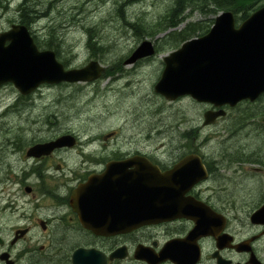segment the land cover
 <instances>
[{"label": "flooded vegetation", "instance_id": "flooded-vegetation-1", "mask_svg": "<svg viewBox=\"0 0 264 264\" xmlns=\"http://www.w3.org/2000/svg\"><path fill=\"white\" fill-rule=\"evenodd\" d=\"M250 15H235V26ZM40 87L17 94L8 111ZM197 103L200 124H174L161 146L127 119L118 121L121 137L59 125L49 137L4 141L13 151H0V264H264V217L253 218L264 207V91L233 106ZM206 112L218 115L205 123ZM127 133L131 139L121 140ZM63 136L71 146L27 154ZM191 156L202 169L194 183ZM106 171L109 179L92 192L82 187ZM240 180L252 182L248 201L240 200ZM144 209L171 214L144 222Z\"/></svg>", "mask_w": 264, "mask_h": 264}, {"label": "rangeland", "instance_id": "rangeland-1", "mask_svg": "<svg viewBox=\"0 0 264 264\" xmlns=\"http://www.w3.org/2000/svg\"><path fill=\"white\" fill-rule=\"evenodd\" d=\"M252 1L256 2L248 15L264 5V0ZM23 2L35 12L36 20L29 31L39 50H53L67 69L95 61L104 70L87 88L84 82L74 87L41 85L32 99L20 101L19 109L12 114L7 105L19 92L12 83L1 85L0 142L18 134L27 140L36 134L49 137L60 129L59 125L85 134L117 130L121 137L118 121L127 119L144 140L161 146L170 139L174 124L181 129L200 124L201 104L189 96L167 101L155 93L154 85L164 68L163 58L183 43L177 34L189 23L201 26L189 38L205 34L222 11H202L212 7L206 1L192 4L185 0L170 18L175 0H137L129 4L126 0H0V32L20 23L19 5ZM122 4L121 15L118 10ZM144 40L154 44L155 53L126 64ZM125 139H131V135L127 133L121 140ZM12 149L5 142L0 144L3 154L11 155ZM239 183L241 202L250 200L252 182Z\"/></svg>", "mask_w": 264, "mask_h": 264}, {"label": "water", "instance_id": "water-1", "mask_svg": "<svg viewBox=\"0 0 264 264\" xmlns=\"http://www.w3.org/2000/svg\"><path fill=\"white\" fill-rule=\"evenodd\" d=\"M152 42L144 40L125 60L126 64L151 56ZM164 68L154 85L155 93L175 100L189 96L197 102L233 106L243 99H254L264 91V5L255 10L240 25L235 26L234 13H219L207 33L183 42L179 48L163 58ZM104 68L90 61L81 68L65 69L51 49L39 50L24 24H12L0 32V86L12 83L22 95H28L42 84L61 82H90L98 79ZM218 112H206L205 123H210ZM73 138L63 136L28 151L29 156L48 154L54 148L71 146ZM194 183L202 175L199 158H188ZM106 171L100 179L90 178L82 186L92 192L96 182L109 179ZM106 177V179L103 178ZM99 190L105 185L97 186ZM104 192V191H102ZM105 195V193H102ZM170 212L144 209L143 221H153ZM264 217V207L253 214Z\"/></svg>", "mask_w": 264, "mask_h": 264}, {"label": "trees", "instance_id": "trees-1", "mask_svg": "<svg viewBox=\"0 0 264 264\" xmlns=\"http://www.w3.org/2000/svg\"><path fill=\"white\" fill-rule=\"evenodd\" d=\"M137 0H126V4L133 3ZM185 0H175L173 8L170 10L171 13H169L168 17H173L183 6V2ZM192 4H195L197 1H200V3H204L206 1V5H210L212 8L208 7L206 10L202 9V11L206 12H215L217 11H224V10H231L236 15L237 14H244L247 15L248 10H250L254 3L256 1L252 0H189ZM118 10L120 14L122 13V9ZM215 9V10H213ZM34 10L29 9L27 5L23 2L19 5V14H20V23L26 25L29 28V25L36 20V17H34ZM122 15V14H121ZM29 16V17H28ZM31 16V18H30ZM34 17V18H33ZM26 18V19H25ZM169 19V18H168ZM197 25L189 23L186 26V29L183 30L181 33H178L177 36L179 37V40H182L183 42L187 40L192 34L195 33L197 29H201L200 25L196 27ZM89 31V30H88ZM48 48H52V46H49ZM102 48V47H98Z\"/></svg>", "mask_w": 264, "mask_h": 264}, {"label": "bare ground", "instance_id": "bare-ground-1", "mask_svg": "<svg viewBox=\"0 0 264 264\" xmlns=\"http://www.w3.org/2000/svg\"><path fill=\"white\" fill-rule=\"evenodd\" d=\"M36 16H37V15H36ZM28 17H29V16H28ZM34 17H35V16H34ZM34 17H33V18H34ZM30 18H31V16H30ZM25 19H26V18H25Z\"/></svg>", "mask_w": 264, "mask_h": 264}]
</instances>
